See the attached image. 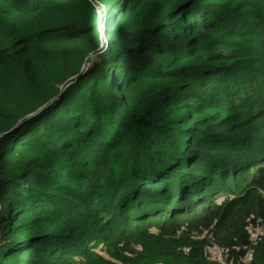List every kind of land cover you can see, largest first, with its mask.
<instances>
[{
  "label": "trees",
  "instance_id": "obj_1",
  "mask_svg": "<svg viewBox=\"0 0 264 264\" xmlns=\"http://www.w3.org/2000/svg\"><path fill=\"white\" fill-rule=\"evenodd\" d=\"M263 194L264 0H0V264L236 260Z\"/></svg>",
  "mask_w": 264,
  "mask_h": 264
},
{
  "label": "rangeland",
  "instance_id": "obj_2",
  "mask_svg": "<svg viewBox=\"0 0 264 264\" xmlns=\"http://www.w3.org/2000/svg\"><path fill=\"white\" fill-rule=\"evenodd\" d=\"M93 56H94L93 54H90L88 56V60L87 61L90 62L93 59ZM241 114L245 115L244 112H242V111L232 112L230 114V117L232 119H237V118L240 117ZM251 116H253V117H251V118L249 117V119L246 118V121H247L246 124L250 123L249 120H255V118L258 120V119L261 118V116L258 117V115H255V112H252ZM233 198H234L233 194H231V195H220L216 199L215 204L217 206L218 205H222V204H225L227 201H229L230 199H233ZM259 229L260 228H258V230ZM206 231H207V229H205V228L189 229L187 226H184V227H181L176 232V234L178 236H180V234H182L184 238L190 239L193 242H197V241L205 242L204 239L206 240V238H205ZM263 236H264V231H263L262 237ZM116 250L119 251L120 253L124 254L126 257L132 259V260H141L142 261V260H147V258H149V257H147L148 254H146L143 251L142 247L138 243H136L135 241L123 242L118 247H116V249L111 250V252L109 250H107V248H105V247L97 248L98 254L100 256L104 257L105 259L109 260V261H117L116 258H114V256L111 254V253H114ZM254 254L252 255V258L249 261L246 262V264H264V263L259 262L257 260V258L255 257L256 255H254ZM206 260H207V262L209 264H215L213 261H210L207 258H206ZM161 263L162 262H160V263L159 262L158 263L155 262V263H152V264H161ZM116 264H119V263L116 262ZM162 264H164V263H162ZM236 264H240V263H236Z\"/></svg>",
  "mask_w": 264,
  "mask_h": 264
},
{
  "label": "built area",
  "instance_id": "obj_3",
  "mask_svg": "<svg viewBox=\"0 0 264 264\" xmlns=\"http://www.w3.org/2000/svg\"><path fill=\"white\" fill-rule=\"evenodd\" d=\"M258 228H260L258 230ZM264 231V220H258L255 224L249 223L247 226V236L249 240V244L245 247L242 255L238 256L236 260L233 257L228 256L225 250L219 247L213 240V230H208L205 233V238L207 239V245L205 246V250L207 253V258L213 262L219 264H246L252 258L253 248L256 242L263 235ZM188 251L187 249L185 250ZM118 262V261H117ZM122 264L121 262H118Z\"/></svg>",
  "mask_w": 264,
  "mask_h": 264
},
{
  "label": "water",
  "instance_id": "obj_4",
  "mask_svg": "<svg viewBox=\"0 0 264 264\" xmlns=\"http://www.w3.org/2000/svg\"><path fill=\"white\" fill-rule=\"evenodd\" d=\"M91 54H92V53H91ZM89 55H90V54H89ZM84 66H85V65H84ZM84 66H82V67H81L79 74H81V73L83 72V68H84ZM84 69H85V68H84ZM79 74H78L76 77H78V76H79ZM72 78H73V77H71V78H69V80H67V81H68L67 85H69V84H70V82H71ZM29 116H30V114H29ZM26 117H27V116H26Z\"/></svg>",
  "mask_w": 264,
  "mask_h": 264
}]
</instances>
